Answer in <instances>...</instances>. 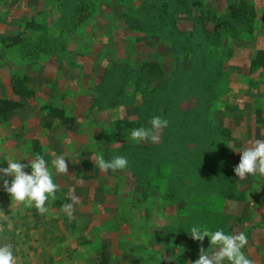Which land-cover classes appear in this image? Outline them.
Returning <instances> with one entry per match:
<instances>
[{"label": "rangeland", "instance_id": "rangeland-1", "mask_svg": "<svg viewBox=\"0 0 264 264\" xmlns=\"http://www.w3.org/2000/svg\"><path fill=\"white\" fill-rule=\"evenodd\" d=\"M153 116L158 141L131 140ZM255 140L264 0H0V168L39 154L58 185L39 215L0 179L17 264H190L211 250L193 225L245 233L264 264V176L233 171ZM98 154L128 166L102 172Z\"/></svg>", "mask_w": 264, "mask_h": 264}, {"label": "clouds", "instance_id": "clouds-1", "mask_svg": "<svg viewBox=\"0 0 264 264\" xmlns=\"http://www.w3.org/2000/svg\"><path fill=\"white\" fill-rule=\"evenodd\" d=\"M168 123L166 119H162L160 116H153L150 120V127L132 129L130 133L131 140L138 143L142 141L155 143L159 139L157 133L167 127ZM239 152V163L233 169L239 179L244 180L249 175H256L257 173L264 176V140L252 141L249 147ZM66 157V154L56 156L51 161L56 173H68ZM5 160L7 161V167L0 168V179H3V189L10 195L11 200L18 205L23 204L27 209L34 206L39 215H44L48 212V208L45 206L46 202L49 198L53 201L56 199L58 185L53 182L52 172L45 159L41 155L36 154L34 158L29 159L27 164L14 159ZM77 162L78 159L75 163ZM94 162L102 172L122 170L128 166L127 158L120 155L114 156L110 160H105L102 154H98L94 157ZM27 167L31 168L30 173L24 171ZM7 176L12 177L11 182L3 178ZM69 198L72 203L64 204L61 210L67 215L69 220H72L74 218V206L80 204L81 201L75 196L74 191L70 193ZM7 220V215L4 212H0V221L7 222ZM11 227L9 223V230H11ZM2 231H4L3 224H0V232ZM189 235L193 240L200 242H203L205 237H207L211 248L210 251H206L205 248L201 247L199 249V258L191 261L190 264H225V262L227 264H253L242 251L248 243L247 236L243 232L229 235L222 229L209 231L200 225H193L190 228ZM168 259L171 260L173 258L168 257ZM0 264H17L12 245L9 243H0Z\"/></svg>", "mask_w": 264, "mask_h": 264}, {"label": "trees", "instance_id": "trees-1", "mask_svg": "<svg viewBox=\"0 0 264 264\" xmlns=\"http://www.w3.org/2000/svg\"><path fill=\"white\" fill-rule=\"evenodd\" d=\"M6 107V106H5Z\"/></svg>", "mask_w": 264, "mask_h": 264}]
</instances>
